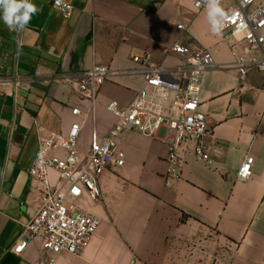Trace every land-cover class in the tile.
I'll list each match as a JSON object with an SVG mask.
<instances>
[{"label": "crops", "instance_id": "crops-1", "mask_svg": "<svg viewBox=\"0 0 264 264\" xmlns=\"http://www.w3.org/2000/svg\"><path fill=\"white\" fill-rule=\"evenodd\" d=\"M67 1L69 19L53 0H31L40 11L21 32L0 19V78L22 79L16 97L0 90V264H48L37 243L20 255L12 250L40 207L29 174L39 137L66 134L78 122L79 150L87 153L92 132L102 137L116 121L108 104L125 106L143 85L133 56L148 52L172 68L183 59L170 51L176 41L213 55L201 92L213 165L188 153L182 178L166 186L164 132H123L125 164L104 172L97 201H80L100 218L98 230L82 253L62 252L54 264H264V74L239 76L195 0ZM95 65L111 75L96 100L83 99L71 82ZM247 156L253 175L239 181Z\"/></svg>", "mask_w": 264, "mask_h": 264}, {"label": "built area", "instance_id": "built-area-1", "mask_svg": "<svg viewBox=\"0 0 264 264\" xmlns=\"http://www.w3.org/2000/svg\"><path fill=\"white\" fill-rule=\"evenodd\" d=\"M197 9L204 8L195 0ZM225 16L219 34L227 43L232 65L239 76L251 71L264 74V0H220ZM53 7L64 18L72 16L74 6L67 0H53ZM184 29L183 24H179ZM171 52L180 55L181 63L172 68L153 60L151 53L136 54L133 61L140 66L144 81L140 90L125 106L108 104L116 121L104 136L91 134L87 153L79 150L81 124H71L66 134L51 132L39 137V145L29 168L40 192V207L25 224L22 236L12 248L22 254L33 243L46 254L48 264L62 252L82 253L90 244L101 220L80 206L83 198L97 201L101 196L99 180L110 167H122L125 154L119 139L125 131L153 137L164 132L168 145L166 186H174L182 178L185 156L193 153L207 165L213 160L207 153L205 138L209 126L201 111V92L205 74L215 66L208 49H194L176 41ZM111 69L105 65L81 71L71 85L83 99L96 100ZM22 79L0 78V90L16 97ZM74 115L82 114L79 107ZM43 128L39 127V131ZM253 156H247L239 167L237 179L247 181L253 175Z\"/></svg>", "mask_w": 264, "mask_h": 264}, {"label": "clouds", "instance_id": "clouds-1", "mask_svg": "<svg viewBox=\"0 0 264 264\" xmlns=\"http://www.w3.org/2000/svg\"><path fill=\"white\" fill-rule=\"evenodd\" d=\"M208 10L212 31L219 34L225 16L220 0H202ZM40 9L31 0H0V19L11 31L21 32Z\"/></svg>", "mask_w": 264, "mask_h": 264}, {"label": "rangeland", "instance_id": "rangeland-1", "mask_svg": "<svg viewBox=\"0 0 264 264\" xmlns=\"http://www.w3.org/2000/svg\"><path fill=\"white\" fill-rule=\"evenodd\" d=\"M228 252H226V250H225V259L228 257Z\"/></svg>", "mask_w": 264, "mask_h": 264}]
</instances>
